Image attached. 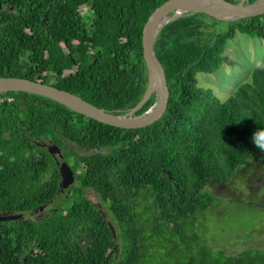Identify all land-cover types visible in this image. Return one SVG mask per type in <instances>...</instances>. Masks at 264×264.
I'll use <instances>...</instances> for the list:
<instances>
[{"label": "trees", "instance_id": "16d2710c", "mask_svg": "<svg viewBox=\"0 0 264 264\" xmlns=\"http://www.w3.org/2000/svg\"><path fill=\"white\" fill-rule=\"evenodd\" d=\"M167 1L0 0V77L123 115L147 91L143 29ZM222 22L198 13L164 27L154 50L169 106L144 128L104 124L39 95L0 94V215L25 217L0 222V264H264V249L215 251L202 227L219 207L212 181L228 182L255 156L264 166L255 143L264 140V65L225 101L198 80L222 68L237 33L264 40V15L219 30ZM44 144L72 167L71 189L61 190L62 160Z\"/></svg>", "mask_w": 264, "mask_h": 264}, {"label": "water", "instance_id": "95a60500", "mask_svg": "<svg viewBox=\"0 0 264 264\" xmlns=\"http://www.w3.org/2000/svg\"><path fill=\"white\" fill-rule=\"evenodd\" d=\"M3 6L0 4V10ZM206 14L220 21L236 22L264 15V0L248 3L241 0L233 4L226 0H168L158 7L149 17L143 29V54L148 72L147 91L139 104L123 115H116L98 108L81 97L60 90L43 82L23 78L0 77V94L8 92H25L54 100L74 112L104 124L125 128L139 129L154 124L163 117L169 106L170 92L165 70L154 50L162 30L169 23L190 14ZM155 95V103L144 113H137ZM48 152L56 159L61 174V190L71 189L75 182L72 167L64 160L61 149L53 144H44ZM48 206L37 209L34 213H42ZM32 213V214H34ZM25 219L23 214H2L0 222Z\"/></svg>", "mask_w": 264, "mask_h": 264}, {"label": "rangeland", "instance_id": "374dc122", "mask_svg": "<svg viewBox=\"0 0 264 264\" xmlns=\"http://www.w3.org/2000/svg\"><path fill=\"white\" fill-rule=\"evenodd\" d=\"M218 27L224 30L228 24L222 22ZM260 65H264V40L237 33L228 41L222 68L213 74H199V85L211 88L225 101ZM260 159L245 160L228 182L212 181L209 185L219 207L204 215L202 227L211 232L207 240L215 251L237 255L245 249H264V166ZM87 196L99 203L94 191L89 190Z\"/></svg>", "mask_w": 264, "mask_h": 264}, {"label": "clouds", "instance_id": "9594fccd", "mask_svg": "<svg viewBox=\"0 0 264 264\" xmlns=\"http://www.w3.org/2000/svg\"><path fill=\"white\" fill-rule=\"evenodd\" d=\"M255 143H256V146H257L258 148H260L261 150H264V140L257 139V140L255 141Z\"/></svg>", "mask_w": 264, "mask_h": 264}]
</instances>
